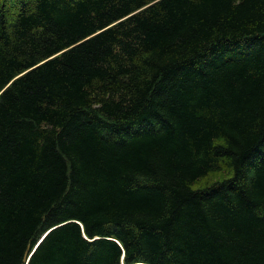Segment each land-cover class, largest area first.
Returning <instances> with one entry per match:
<instances>
[{
	"label": "trees",
	"instance_id": "obj_1",
	"mask_svg": "<svg viewBox=\"0 0 264 264\" xmlns=\"http://www.w3.org/2000/svg\"><path fill=\"white\" fill-rule=\"evenodd\" d=\"M0 264H264V0H0Z\"/></svg>",
	"mask_w": 264,
	"mask_h": 264
},
{
	"label": "clouds",
	"instance_id": "obj_2",
	"mask_svg": "<svg viewBox=\"0 0 264 264\" xmlns=\"http://www.w3.org/2000/svg\"><path fill=\"white\" fill-rule=\"evenodd\" d=\"M212 143L213 145L228 147V144L223 137L214 138ZM233 174L234 169L232 168L230 163H228L227 161H221L217 169L207 171V173L202 178L190 184L189 188H191L192 190H196L210 187L214 184L219 185L231 179Z\"/></svg>",
	"mask_w": 264,
	"mask_h": 264
},
{
	"label": "snow or ice",
	"instance_id": "obj_3",
	"mask_svg": "<svg viewBox=\"0 0 264 264\" xmlns=\"http://www.w3.org/2000/svg\"><path fill=\"white\" fill-rule=\"evenodd\" d=\"M49 231H51V230H49ZM45 235H47V233H45Z\"/></svg>",
	"mask_w": 264,
	"mask_h": 264
}]
</instances>
